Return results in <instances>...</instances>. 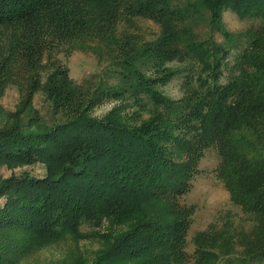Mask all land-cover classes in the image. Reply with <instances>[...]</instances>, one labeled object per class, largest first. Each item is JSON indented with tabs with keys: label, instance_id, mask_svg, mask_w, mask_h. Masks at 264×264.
Returning <instances> with one entry per match:
<instances>
[{
	"label": "trees",
	"instance_id": "obj_1",
	"mask_svg": "<svg viewBox=\"0 0 264 264\" xmlns=\"http://www.w3.org/2000/svg\"><path fill=\"white\" fill-rule=\"evenodd\" d=\"M225 11L259 25L231 33ZM203 13L223 44L197 42L182 27ZM134 17L157 23V38L138 45L128 35L119 39V21ZM87 50L109 61L93 89L76 84L60 57ZM165 61L186 65L176 101L157 89L179 72L161 69ZM20 80L28 118L19 123L27 127L0 132V165L42 164L45 175L22 173L7 184L4 191L15 190L0 225L38 242L79 232L83 223L129 220L133 229L99 264H186L194 208L179 199L214 145L217 178L254 224L248 232L230 223L198 232L194 264H264V0H0V84ZM38 92L62 122L40 118L32 107ZM107 98L138 109L127 121L90 118Z\"/></svg>",
	"mask_w": 264,
	"mask_h": 264
},
{
	"label": "rangeland",
	"instance_id": "obj_2",
	"mask_svg": "<svg viewBox=\"0 0 264 264\" xmlns=\"http://www.w3.org/2000/svg\"><path fill=\"white\" fill-rule=\"evenodd\" d=\"M222 21L225 29L235 34L256 28L260 22L250 18L241 20L231 11L223 13ZM182 24L186 31L190 29L195 34L197 42L210 38L216 44L224 43V39L211 30L205 13L196 15ZM117 31L119 39H123V35H128L138 45V43L151 42L156 39L160 26L142 17L124 18L117 24ZM103 54V61L102 59L98 60V57L89 50L75 51L66 57H60L63 58V62L68 68L69 77L76 84H86L87 87L93 89L97 87L102 70L109 62L107 55ZM232 56L228 59L229 63L233 62ZM46 61L47 58L43 63ZM185 66V63L181 61H165L161 65L163 67L161 69H179L178 74L170 82L157 87L162 98L176 101L183 97L186 87L184 77L187 74L184 72L185 70L181 69H186ZM151 72V69L147 70L148 77L146 78L152 77L149 76ZM24 91L25 86L22 81L21 85L19 83L18 85L0 84V132L13 126L27 127L25 124L19 123L28 118L25 116ZM32 107L39 112L40 118L44 120L46 125L62 122L61 116L52 112L42 92L35 94ZM137 109L136 105L128 103L126 100L107 98L94 108L89 117L95 120L114 121L121 118L127 121L125 117L133 114ZM146 109L142 110L141 113V118L144 120L149 117L152 106L148 104ZM176 158L182 159L180 156H176ZM219 164L220 157L215 146L205 149L196 165L189 191L179 199L182 205L194 208L186 238V264H194L193 238L198 232H204L214 227L218 231V228L222 229L229 223L234 224V227L239 231L248 232L254 224L250 216L243 213L238 206L231 202L227 190L216 176ZM22 173L41 178L45 175V167L42 164L22 166L10 162H7L6 165H0V191L2 192L0 209L4 208L8 196L13 194L15 190L14 188L7 190V192L4 191L7 184L18 179L17 175ZM152 206L157 210L163 205L155 203ZM14 210L15 208L12 209V218L15 217ZM10 212V208H7L1 212V215H8ZM155 212L157 213V211ZM8 224L0 225V264H99L100 258L135 226L129 220L105 219L98 225L83 223L79 232L67 231L59 237L43 241L41 239L35 242L26 232H18L10 228ZM231 232L234 231L231 230ZM234 250L240 251L238 245L234 246ZM118 264L124 263L118 262ZM126 264L130 263L126 262Z\"/></svg>",
	"mask_w": 264,
	"mask_h": 264
}]
</instances>
